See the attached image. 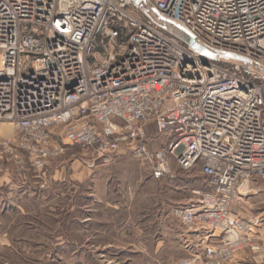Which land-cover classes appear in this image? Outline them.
Wrapping results in <instances>:
<instances>
[{
    "label": "built area",
    "instance_id": "obj_1",
    "mask_svg": "<svg viewBox=\"0 0 264 264\" xmlns=\"http://www.w3.org/2000/svg\"><path fill=\"white\" fill-rule=\"evenodd\" d=\"M3 123L0 153L20 167L77 145L129 149L157 176L196 169L205 188L173 213L203 233L169 264L264 260L263 217L241 205L264 181V0H0Z\"/></svg>",
    "mask_w": 264,
    "mask_h": 264
},
{
    "label": "rangeland",
    "instance_id": "obj_2",
    "mask_svg": "<svg viewBox=\"0 0 264 264\" xmlns=\"http://www.w3.org/2000/svg\"><path fill=\"white\" fill-rule=\"evenodd\" d=\"M148 131L152 147L163 145L154 126ZM256 187L244 195L242 215L263 217L264 239V181ZM204 188L196 169L172 162L157 176L129 149L104 159L67 145L41 170L0 153V264H169L193 247V228L173 209ZM236 260L264 264L242 254Z\"/></svg>",
    "mask_w": 264,
    "mask_h": 264
},
{
    "label": "water",
    "instance_id": "obj_3",
    "mask_svg": "<svg viewBox=\"0 0 264 264\" xmlns=\"http://www.w3.org/2000/svg\"><path fill=\"white\" fill-rule=\"evenodd\" d=\"M193 47L196 50H202V46L197 43H194ZM202 52L210 57H213L216 60L223 62L238 63L242 66H246L248 63V59L246 57L231 52L219 51V50H206V49H203Z\"/></svg>",
    "mask_w": 264,
    "mask_h": 264
},
{
    "label": "bare ground",
    "instance_id": "obj_4",
    "mask_svg": "<svg viewBox=\"0 0 264 264\" xmlns=\"http://www.w3.org/2000/svg\"><path fill=\"white\" fill-rule=\"evenodd\" d=\"M0 132L8 135L9 137H12L14 132L12 131L11 125L10 124H0Z\"/></svg>",
    "mask_w": 264,
    "mask_h": 264
},
{
    "label": "crops",
    "instance_id": "obj_5",
    "mask_svg": "<svg viewBox=\"0 0 264 264\" xmlns=\"http://www.w3.org/2000/svg\"><path fill=\"white\" fill-rule=\"evenodd\" d=\"M152 126V124H149L148 125V130H149V128ZM261 187H259L258 189H259V191L261 190L260 189ZM258 191V192H259ZM258 192H256V193H258ZM203 232H202V230H196V229H194L193 228V243H196L197 241H198V239H199V237H200V235L202 234ZM243 258V257H242ZM241 258V259H242ZM236 262H237V260H236ZM234 264H236V263H234ZM239 264H244V263H239Z\"/></svg>",
    "mask_w": 264,
    "mask_h": 264
}]
</instances>
